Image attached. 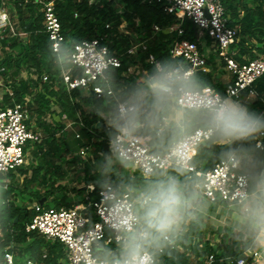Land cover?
<instances>
[{
    "label": "trees",
    "instance_id": "16d2710c",
    "mask_svg": "<svg viewBox=\"0 0 264 264\" xmlns=\"http://www.w3.org/2000/svg\"><path fill=\"white\" fill-rule=\"evenodd\" d=\"M17 21L16 34L10 39L4 36L2 43L10 49L0 62V74L6 76L8 70L20 71L24 67L29 73L39 75L38 81L42 84L43 92L34 98L33 105L28 106L30 117L43 116L51 111V104L59 106L60 116L66 120L56 122L53 128L46 130V135L34 142L36 149L34 155L43 159L42 164L22 166L15 172L6 175L0 174V251L5 249L12 251L15 257H25L43 261L45 264H68L64 246L58 241L46 239L37 231H27L26 226L36 215L33 203L43 201L44 208H69L71 200L67 196L54 198L47 203V192L40 193L33 188L39 183L40 176L50 178L56 167L52 163L47 164L48 154L52 157H60L64 152L74 149L81 150L92 148L100 150L104 155L112 153V140L117 135L112 120L119 103L127 102L133 97L143 73L150 74L153 67L161 60L167 59L175 63L188 65L179 57H174L170 50L176 40H190L199 45L202 37L199 28L187 17L183 19L182 28L184 34L179 36L176 31H169V27L177 23V17L169 13L163 2L150 0H57L56 9L65 36L60 54L65 60L61 63L58 54L52 50L51 40L45 31L43 24V12L34 3L25 0H10ZM225 9L227 25L237 30L235 41L229 46V55L238 62L244 63L256 58H264V0H221ZM8 3V2H7ZM3 0H0V6ZM120 24H124L128 33L120 31ZM155 26L159 27L155 31ZM21 33L25 37H21ZM102 38V43L109 47L112 54L121 57V66L110 68L105 76L91 83L87 88L88 96H82L83 88L69 91L63 82L62 72L68 69L71 63L68 55L74 44L83 40ZM144 43L146 49H139L137 55L129 53V49L135 43ZM150 55L154 56L155 63L148 61ZM139 56V63H136ZM138 64L139 72L131 71V66ZM78 72V71H77ZM46 76V80L43 77ZM199 90L212 87L225 96L226 85L217 81L210 72L197 70L194 73ZM102 88V93L94 91V87ZM259 94L264 96V75L254 85ZM1 89V87H0ZM30 92V84L22 80L19 85L12 86V94L3 96L1 106H12L15 103H25L26 94ZM82 96L83 102L95 106L96 111L86 113L81 102L75 98ZM143 112L149 115L151 101L148 98L142 100ZM264 110V105L262 106ZM264 119V117H263ZM66 121L71 125L67 126ZM30 123V119L28 120ZM193 123L188 125L189 132L202 127V119L193 114ZM100 123L97 127L96 124ZM149 137V145L154 153H165L175 141L170 136L153 135L144 131L140 134ZM28 147H25V151ZM230 154H236L241 158L242 168L249 176L250 186L254 179L264 171V140L261 147L257 146L254 136L246 140L233 143H219L214 139H208L202 143L196 155L192 159L196 171L185 170L183 173L178 168H170L167 171L157 170L154 173H165L177 176L183 183H191L193 179L200 185L203 175L212 169L219 161ZM51 157V158H52ZM6 176L9 181L7 182ZM20 179V177H22ZM145 178L139 170L132 175H114L110 178L99 179V184L89 197V202L98 197L99 190L105 183H112L118 192H127L129 186H141ZM155 178V177H153ZM121 181L120 185L115 184ZM22 186V189H20ZM199 190V189H198ZM22 198L19 201L18 197ZM23 198H27L28 205ZM92 220L96 217L92 208L88 207ZM17 218V220H16ZM175 237L171 243L161 247H153L149 252L155 255L154 264H188L189 256L186 251L179 250L174 244L188 247L190 235L195 229L185 231ZM105 250H114L118 254L120 246L99 244L96 254L100 257ZM45 254V257H44Z\"/></svg>",
    "mask_w": 264,
    "mask_h": 264
},
{
    "label": "built area",
    "instance_id": "2783aa9c",
    "mask_svg": "<svg viewBox=\"0 0 264 264\" xmlns=\"http://www.w3.org/2000/svg\"><path fill=\"white\" fill-rule=\"evenodd\" d=\"M25 1L40 7L52 50L54 46L60 50L65 36L56 9L57 0ZM150 1L165 3L167 11L177 17V23L168 29L176 31L179 36L184 34L182 22L187 17L199 28L201 35L209 36L221 49H228L235 41L237 30L227 25L221 0ZM8 27L13 34H16L7 8L0 6V32ZM154 28L155 31L159 30L158 26ZM138 48L144 50L146 46L141 42L131 47L129 53H136ZM53 52L57 53L54 50ZM170 52L174 57L184 60L193 74L197 70L206 72V58L196 42L186 39L176 40ZM68 59L71 66L63 70L62 79L69 91L87 88L94 81L104 77L108 69L120 67L122 63L121 57L112 54L109 47L102 43V38L83 40L74 44ZM223 59L226 68L232 74V79L226 85L225 96L240 100L246 92L253 94L255 83L264 75V58L240 63L225 53ZM148 61L155 63L154 56L150 55ZM46 78L43 77L44 80ZM208 90H211V94L217 98L225 97L218 90L205 87L197 93L175 97V103L181 109L185 106L195 108L206 99ZM94 91L101 94L102 88L95 86ZM124 103H119L118 107ZM28 120L29 111L26 102L15 103L12 106L0 105V174L6 175L22 167L25 164L27 142H36L41 138V134L30 127ZM208 139L202 134V127H198L189 132L187 139L180 143L174 142L165 153H154L151 151L148 138L138 134L126 137L117 134L112 140V151L120 159L132 163L143 177H146L149 171L178 168V154H187L189 165L186 170L194 172L196 167L192 159L199 146ZM255 139L257 146L261 147L263 144L261 135ZM84 152L82 150L81 154ZM203 176L200 191L211 202L223 201L236 204L238 194L249 190V176L243 171L241 158L236 154L228 155ZM33 207L37 213L27 224V231H37L48 240L60 242L65 248L68 264H97L99 256L96 252L101 242L107 246L114 245L115 248L120 246L121 223L130 211V198L127 192H118L114 184L105 183L99 190L97 199L89 202L87 206L44 208L37 202ZM88 207L92 208L95 220L89 216ZM149 256L151 264H154L155 255L149 252ZM0 264H16L10 250L3 251ZM23 264L45 263L27 258ZM238 264H245V260L239 259Z\"/></svg>",
    "mask_w": 264,
    "mask_h": 264
},
{
    "label": "clouds",
    "instance_id": "9594fccd",
    "mask_svg": "<svg viewBox=\"0 0 264 264\" xmlns=\"http://www.w3.org/2000/svg\"><path fill=\"white\" fill-rule=\"evenodd\" d=\"M53 50L63 63L65 57L59 48L54 46ZM197 92L199 86L191 69L183 63L161 60L143 78L133 97L116 109L111 126L120 136L148 131L170 136L177 143L187 139L193 114L202 119V134L219 143L246 140L264 130V119L259 115L226 96L217 98L211 90L195 108L179 110L172 105L174 97ZM145 98L151 101L149 115L143 112ZM188 165L187 154H178V171L183 173ZM198 189L195 179L183 183L177 176L149 171L141 186L127 188L130 211L121 223L119 253L105 250L97 264H151L150 249L171 243L183 226L196 218ZM236 200L238 223L257 246L264 247V174L257 176L251 189L240 192Z\"/></svg>",
    "mask_w": 264,
    "mask_h": 264
},
{
    "label": "crops",
    "instance_id": "0c3cea01",
    "mask_svg": "<svg viewBox=\"0 0 264 264\" xmlns=\"http://www.w3.org/2000/svg\"><path fill=\"white\" fill-rule=\"evenodd\" d=\"M94 1L95 0H91V2ZM5 2H8L7 4L11 7L9 4L11 3L10 0H3L2 6H5ZM9 6L5 7L9 12L10 19L13 24V15L10 12ZM4 34H12L11 37L15 35L10 31L9 27L1 30V39H3ZM21 37H25L24 34H21ZM139 43H135L133 46H136ZM198 47L206 58V72H210L217 81L227 85L232 79V74L226 68V63L223 59V56L225 53L229 54L230 48L226 50L221 49L207 35H202ZM136 53H133L132 55H135ZM32 73L33 74H30L29 77H25L24 79L30 84V92L26 94L24 99L27 107L33 105L34 98L43 92L42 84L40 81H38L39 75L35 72ZM193 78L195 79L194 74ZM20 83L21 82L16 83V85H19ZM2 91L3 87L0 89L1 102L3 96L6 93L12 94V87L11 89L7 88L4 92ZM81 94L83 97L88 96V88H83ZM82 96L76 97L75 101L82 103L83 109L86 113L89 114L95 112V106L83 102ZM231 100L246 106L251 112L256 113L263 119L264 110L262 106L264 105V96L259 94L256 89L253 94L247 92L244 93L240 100ZM172 105L179 110H183L175 103V97L172 100ZM51 111H53L54 114L52 112H46V114L43 116L34 115L36 122L38 121L37 123L39 128L48 129L51 127L54 130L56 122H64L66 120L64 117L60 116L61 109L54 103L51 104ZM150 112L151 110L148 109V113ZM48 114L53 119V127L50 125V123L45 122L46 116ZM32 117H30L29 113L30 127L35 132L41 134V132L35 127V124L31 119ZM41 119H43V121H41ZM193 123L194 122L192 118L189 125H192ZM66 125H71L70 121H66ZM260 135L262 140H264V130L259 131L253 136L255 138ZM146 138L149 139V137ZM27 149L25 151L26 157ZM35 149L36 147H34L33 151ZM82 150L85 151L83 154H81ZM33 156L35 158H39L35 156L34 153ZM47 156H50V154ZM51 157L52 156H50L49 159H51ZM60 158L64 160L65 165L56 163V167L52 169V171L54 170L55 173L50 178L45 176V173L41 174L38 184L42 185V183L45 182L47 184L45 189L40 191V193L47 192L48 200L60 198L61 196L65 195L69 200H71L72 206H87L89 204L88 200L91 193L99 184V179H104V177L110 178L114 175H132L137 169L132 163L120 159L113 151L111 154L104 155L100 150H94L92 148L81 150L74 149L64 152ZM29 165L30 164L27 163L26 160L23 166ZM262 174H264V171ZM22 178L23 176L20 177V179ZM6 179L8 182V176H6ZM115 184L120 185L121 181H116ZM36 186L33 188L34 190H36ZM198 192V199L200 203L199 210L195 214L196 218L183 226L185 227V231L194 228L195 232L190 235L187 248L174 244L179 250L186 251L187 255L189 256L188 264H238L239 259H244L245 264H264V247L257 246L246 230L238 223L234 209L235 204H229L223 201L211 202L202 195L200 188ZM44 198V201H46L47 198ZM2 253L3 252L0 253V258ZM13 255L15 258L14 253ZM211 256H213V258H211ZM16 258L20 259L21 256Z\"/></svg>",
    "mask_w": 264,
    "mask_h": 264
},
{
    "label": "rangeland",
    "instance_id": "374dc122",
    "mask_svg": "<svg viewBox=\"0 0 264 264\" xmlns=\"http://www.w3.org/2000/svg\"><path fill=\"white\" fill-rule=\"evenodd\" d=\"M95 1H98V0H95ZM5 6L6 7H8L9 5L7 4V2H5ZM9 8H10V12L12 13V21H13V25H14V28H17V21H16V18H15V16H14V12H13V10H12V6L10 7L9 6ZM119 29H120V31H122V32H124V33H128L127 32V30L125 29V26L123 25V24H120V27H119ZM12 35V34H11ZM11 35H7V34H4V36H8L10 39H12L13 38V36L11 37ZM10 52V50L7 48V46L6 45H4L3 43H2V39L0 38V62L4 59V57L6 56V54H8ZM137 55V54H136ZM139 61V56H137V61H136V63H139L138 62ZM140 67L138 64H136V65H132L131 66V71H136V73H138L139 72V70L140 69H138V68ZM30 74H33V73H29L24 67H22L21 68V70L20 71H15V69L13 68V69H9L8 70V72H7V75L6 76H4V75H2V74H0V86L1 87H3V91L2 92H4V91H6V89L8 88V89H11V87L15 84V83H19V82H21L22 80H24L25 79V77H29L30 76ZM149 74H147V73H143V75H141V78H140V80L141 81H143V78L144 77H147ZM0 103H2L1 101H0ZM88 107V106H87ZM92 109V108H91ZM32 121L34 122V124H35V127L37 128V130H39L40 132H41V134H42V137H44L45 135H46V130L45 129H43V128H39V126H38V121L36 122V119H35V116H33L32 118ZM53 119H52V117L48 114L47 116H46V119H45V122L46 123H50V125L53 127V124H54V122L52 121ZM40 121V120H39ZM41 121H43V119H41ZM26 146L28 147V149H27V157L25 158V162H26V160H27V163H29L30 165H36V164H42V162H44V160L43 159H41V158H35L34 156H33V149H34V142H32V141H29V142H27V144H26ZM50 156H52V155H50ZM50 156H47L45 159L46 160H49L48 161V163L47 164H51L52 163V165L53 166H55V165H57L56 163H61V165L62 164H64L65 165V163H64V160H62L60 157H52L51 159H49L50 158ZM33 158V159H32ZM46 182L45 183H42V185L41 184H38L37 186H36V191H38V192H40V191H42L43 189H45V187H46ZM61 185V184H60ZM20 189H22V186H20ZM45 191V190H44ZM19 201H22V198L19 196L18 198H17ZM23 199H25L24 200V203L26 204V205H28V202H27V198H23ZM50 200H48L47 201V203L48 204H50ZM0 253H1V251H0ZM25 259H27V256H25V257H21L20 259H17L16 257H15V261H16V264H22L24 261H25Z\"/></svg>",
    "mask_w": 264,
    "mask_h": 264
},
{
    "label": "water",
    "instance_id": "95a60500",
    "mask_svg": "<svg viewBox=\"0 0 264 264\" xmlns=\"http://www.w3.org/2000/svg\"><path fill=\"white\" fill-rule=\"evenodd\" d=\"M99 126H100V123H97V127H99ZM44 200H45V198L42 199L40 203L42 204ZM16 220H17V218H16Z\"/></svg>",
    "mask_w": 264,
    "mask_h": 264
}]
</instances>
